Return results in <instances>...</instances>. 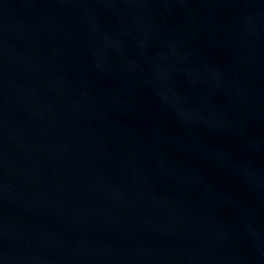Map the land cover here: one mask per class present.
Here are the masks:
<instances>
[{
	"label": "water",
	"instance_id": "water-1",
	"mask_svg": "<svg viewBox=\"0 0 264 264\" xmlns=\"http://www.w3.org/2000/svg\"><path fill=\"white\" fill-rule=\"evenodd\" d=\"M0 264H264V0H0Z\"/></svg>",
	"mask_w": 264,
	"mask_h": 264
}]
</instances>
